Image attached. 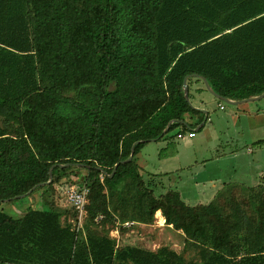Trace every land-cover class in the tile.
Listing matches in <instances>:
<instances>
[{
  "label": "trees",
  "instance_id": "16d2710c",
  "mask_svg": "<svg viewBox=\"0 0 264 264\" xmlns=\"http://www.w3.org/2000/svg\"><path fill=\"white\" fill-rule=\"evenodd\" d=\"M204 78L231 100L264 93V0H0V114L17 124L0 126V264H264V201L258 221L243 201L224 212L142 182L138 153L201 114L192 85ZM78 169L89 189L83 232L74 207L44 195ZM133 180L146 189L140 211L119 218L108 197L125 204ZM38 192L22 214L2 206ZM157 211L200 262L168 245L120 244L135 226L111 235ZM88 221L112 227L87 234Z\"/></svg>",
  "mask_w": 264,
  "mask_h": 264
},
{
  "label": "rangeland",
  "instance_id": "374dc122",
  "mask_svg": "<svg viewBox=\"0 0 264 264\" xmlns=\"http://www.w3.org/2000/svg\"><path fill=\"white\" fill-rule=\"evenodd\" d=\"M192 93L194 98H197L194 102L200 106L195 107L207 111V115L202 111L201 114L185 115V123L189 125L183 130L185 137L178 139L177 144L176 140L171 141L173 144L169 147L170 149L182 147L179 156L169 161L176 171L170 174L171 178L156 180L153 176H144L143 184L148 185L149 181L156 183L158 188L155 191L156 195L170 191L178 192L185 202L191 199L193 203L196 201L195 196L200 195L196 204L214 202L223 208L224 212L230 210L232 199L243 201L245 211L257 217L259 221L261 209L257 211V207L264 201V97L235 104L217 98L201 81L193 83ZM0 126L6 132L14 133L17 124L6 114H0ZM178 129L172 133H176ZM191 130L196 132V138L190 137ZM152 146L144 147L143 151L148 153ZM161 151L167 153L168 148ZM149 159L158 163L160 157L151 154ZM85 174V169H78L70 179L65 177L61 182L49 186L44 192L46 200L53 202L52 204L61 210H70L67 191L72 185L80 187ZM129 184L125 185L126 195L130 200L125 204L115 194L114 198L108 197L110 208L113 207L111 205L118 206L115 216L119 218L123 216L128 219L137 218L140 211L137 204L140 199L139 190L146 189L136 185V180L127 187ZM40 197L42 198L41 192H38L21 200L5 202L2 206L9 213L19 215L32 204L40 203ZM119 202L124 206L119 207ZM128 203L131 204L130 207ZM156 214L152 224L137 225L129 232L123 233L121 238L119 237L120 244L127 243L152 250L168 245L181 253L186 262H200L196 248H185L186 237L183 230L167 225L165 218L164 225L155 224ZM159 216L160 212L157 216L158 222ZM111 227L112 222L96 225L88 221L86 233L106 234Z\"/></svg>",
  "mask_w": 264,
  "mask_h": 264
},
{
  "label": "crops",
  "instance_id": "0c3cea01",
  "mask_svg": "<svg viewBox=\"0 0 264 264\" xmlns=\"http://www.w3.org/2000/svg\"><path fill=\"white\" fill-rule=\"evenodd\" d=\"M197 99L196 97L193 98V104L194 106H198L200 107L199 105H197L194 100ZM201 109V108H200ZM195 115V114H194ZM205 124V123H203ZM180 128V127H179ZM178 129V128H177ZM179 131H177L176 133H172L171 132V135L168 137V138H163L161 140H155V141H151L149 143H147L146 145H144L142 147V149L140 150V152L138 153L137 155V163L140 167V172L142 174H144V176L146 175H149V176H154L153 178L156 179V180H160V179H166V178H169L170 177V174L176 172L174 168L171 167V165L169 164L170 160L179 156V153L181 152L182 150V147H178V148H174V149H170V145H172L173 143H171V141H175L176 140V144H177V140L178 139H184L185 137V134L183 133V131H180V129H178ZM191 131H194V130H191ZM195 132V131H194ZM179 133H183L184 134V137L183 138H180L178 137V134ZM191 138H196V132H195V136L194 137H191ZM149 145H153L152 147L153 148H149L150 151L148 150V153H145L143 151V148L144 147H147ZM164 148H168V152L165 153L163 151H161L162 149ZM151 154L153 155H158L160 157L159 159V162H154L152 160L149 159V155L151 156ZM162 161H164L163 163H161ZM171 178V177H170ZM221 190V189H220ZM219 190V191H220ZM219 191H216L219 192ZM216 195V194H215ZM200 198V195H196L195 196V202H191V199L189 200H186L187 201H190L187 202V204L189 205H197V204H202V202H197V200ZM202 199V198H201ZM204 200V199H202ZM204 204V203H203ZM161 217V218H160ZM159 218L161 219V223L164 224L162 222V215L160 214ZM141 225H145V223H140Z\"/></svg>",
  "mask_w": 264,
  "mask_h": 264
},
{
  "label": "built area",
  "instance_id": "2783aa9c",
  "mask_svg": "<svg viewBox=\"0 0 264 264\" xmlns=\"http://www.w3.org/2000/svg\"><path fill=\"white\" fill-rule=\"evenodd\" d=\"M221 107L224 108L223 106ZM189 135L190 137H194L195 132L191 131ZM178 137L183 138L184 134L179 133ZM88 195H89V189L85 184H82L80 187H77V185H72L69 187L67 191V201L77 211V218L72 220L73 227L76 229L77 232L84 231V221L87 216L86 205L89 202ZM157 212H160V214H162L161 211H157ZM101 217L102 216H99L97 219ZM156 218L158 220L157 214H156ZM157 220L155 221V224L156 223L159 224ZM119 225H123L124 227H132V226L141 225V224L137 221H132V220L125 221L123 223L119 222L118 227L111 230V235L117 238H119V235H120Z\"/></svg>",
  "mask_w": 264,
  "mask_h": 264
},
{
  "label": "water",
  "instance_id": "95a60500",
  "mask_svg": "<svg viewBox=\"0 0 264 264\" xmlns=\"http://www.w3.org/2000/svg\"><path fill=\"white\" fill-rule=\"evenodd\" d=\"M187 79H188V77H186V78L184 79V89H185V93H186V94H187V91H188ZM203 81H204V84H205L206 88H207V89H208L213 95H215L217 98L222 99V100H226V101H228V102H232V103H235V104L243 103V102H246V101H249V100H256V99H258V98H262V97H264V93H263V94H261V95H259V96H254V97H250V98L243 99V100H231V99H229V98H226V97L220 96V95H218L217 93H215V91H214L213 88L210 86V84H209V82H208L207 79L204 78ZM194 108L197 109V110L202 111L203 113H205V114L207 115V111L202 110V109H200V108H197V107H195V106H194ZM172 123H173V121L170 122V125H171ZM165 131H167V129H166ZM133 153H134V147H133V151H132L131 157L133 156ZM116 168H117V166H116ZM116 168L114 169V172H115ZM114 172H113V173H114ZM50 174H51V177H52V169H51ZM112 175H113V174H111V176H112ZM51 180H52V178L49 180V182H51ZM49 182H48V183H49Z\"/></svg>",
  "mask_w": 264,
  "mask_h": 264
},
{
  "label": "bare ground",
  "instance_id": "6f19581e",
  "mask_svg": "<svg viewBox=\"0 0 264 264\" xmlns=\"http://www.w3.org/2000/svg\"><path fill=\"white\" fill-rule=\"evenodd\" d=\"M160 218H161V217H160ZM160 218H159V223H160L161 225H164V224L161 223V219H160ZM162 219H163V218H162Z\"/></svg>",
  "mask_w": 264,
  "mask_h": 264
}]
</instances>
